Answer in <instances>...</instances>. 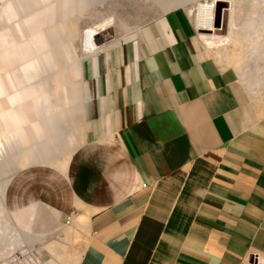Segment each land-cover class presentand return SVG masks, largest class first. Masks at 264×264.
<instances>
[{
    "label": "crops",
    "instance_id": "obj_1",
    "mask_svg": "<svg viewBox=\"0 0 264 264\" xmlns=\"http://www.w3.org/2000/svg\"><path fill=\"white\" fill-rule=\"evenodd\" d=\"M146 29L91 76L106 119L60 166L66 195L30 172L11 213L29 230L71 215L75 264H264V109L186 8Z\"/></svg>",
    "mask_w": 264,
    "mask_h": 264
},
{
    "label": "rangeland",
    "instance_id": "obj_2",
    "mask_svg": "<svg viewBox=\"0 0 264 264\" xmlns=\"http://www.w3.org/2000/svg\"><path fill=\"white\" fill-rule=\"evenodd\" d=\"M212 1L0 0V264L76 263L64 218L58 229L29 230L11 200L30 172L65 196L60 166L106 119L95 113L104 101L91 76L127 64L128 48L172 8H186L197 25L199 4ZM215 17V31L198 30L207 53L234 74L244 100L264 109V3L218 0ZM92 28L102 44L94 53L84 45Z\"/></svg>",
    "mask_w": 264,
    "mask_h": 264
},
{
    "label": "bare ground",
    "instance_id": "obj_3",
    "mask_svg": "<svg viewBox=\"0 0 264 264\" xmlns=\"http://www.w3.org/2000/svg\"><path fill=\"white\" fill-rule=\"evenodd\" d=\"M218 1V0H217ZM212 1L210 3H204L199 4L198 6V15H197V25L196 27L198 30H204V31H215V14H216V2ZM261 3H264V0H260ZM110 25L109 23H105L103 25V30H107ZM102 26V25H101ZM101 32H98L96 29H88L85 33V40L84 45L86 46V50L94 53L98 46L102 45L99 44L100 39H96L98 35H100ZM264 262V261H263Z\"/></svg>",
    "mask_w": 264,
    "mask_h": 264
},
{
    "label": "built area",
    "instance_id": "obj_4",
    "mask_svg": "<svg viewBox=\"0 0 264 264\" xmlns=\"http://www.w3.org/2000/svg\"><path fill=\"white\" fill-rule=\"evenodd\" d=\"M144 186H145V184H144ZM63 221H64L63 222L64 225H67V226L70 225L72 223V216L71 215L64 216Z\"/></svg>",
    "mask_w": 264,
    "mask_h": 264
},
{
    "label": "water",
    "instance_id": "obj_5",
    "mask_svg": "<svg viewBox=\"0 0 264 264\" xmlns=\"http://www.w3.org/2000/svg\"><path fill=\"white\" fill-rule=\"evenodd\" d=\"M100 43V42H99Z\"/></svg>",
    "mask_w": 264,
    "mask_h": 264
}]
</instances>
